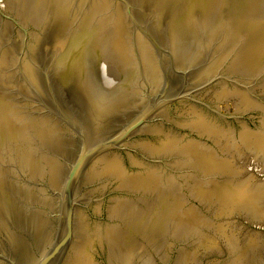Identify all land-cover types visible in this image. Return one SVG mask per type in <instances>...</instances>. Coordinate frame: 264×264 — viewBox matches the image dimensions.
Here are the masks:
<instances>
[{"label": "water", "instance_id": "water-1", "mask_svg": "<svg viewBox=\"0 0 264 264\" xmlns=\"http://www.w3.org/2000/svg\"><path fill=\"white\" fill-rule=\"evenodd\" d=\"M0 264H264V0H0Z\"/></svg>", "mask_w": 264, "mask_h": 264}]
</instances>
